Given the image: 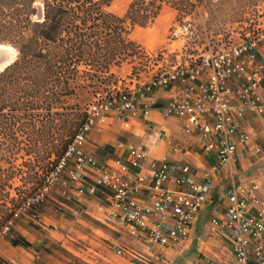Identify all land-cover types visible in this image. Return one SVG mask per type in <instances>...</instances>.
Masks as SVG:
<instances>
[{"label":"built area","instance_id":"obj_1","mask_svg":"<svg viewBox=\"0 0 264 264\" xmlns=\"http://www.w3.org/2000/svg\"><path fill=\"white\" fill-rule=\"evenodd\" d=\"M263 43L264 21L239 41L209 49L146 82L94 99L86 106L85 119L64 153L42 184L6 220L2 234L12 241L17 238L18 219L41 221L40 205L56 194L64 201L93 199V209L84 213L127 235L147 255L162 256L165 249L181 255L190 249L199 214L210 199L214 182L224 174L226 205L220 218L210 219V233L229 242L232 264H264V199L257 194L259 182L239 178L235 167L239 151L262 154L247 118H260L264 131ZM157 89L167 90L169 95L166 103L155 107L146 98ZM153 109L163 117L181 119V133L196 137L205 151L213 153L214 163L200 169L201 181L191 176L195 169L188 164L172 166L166 155L149 157L146 142L160 137L156 130L146 142L117 139L113 155L102 160L85 148L89 134L102 132L110 117L127 125L148 117ZM166 143L172 153L189 155V149L172 138ZM99 193L106 194L105 203L95 199ZM81 212L73 214L76 217ZM113 251L122 257L146 259L126 246L114 245ZM195 264L227 263L207 258Z\"/></svg>","mask_w":264,"mask_h":264},{"label":"rangeland","instance_id":"obj_2","mask_svg":"<svg viewBox=\"0 0 264 264\" xmlns=\"http://www.w3.org/2000/svg\"><path fill=\"white\" fill-rule=\"evenodd\" d=\"M42 1L35 0L34 6L40 9ZM132 1L111 0L106 10L123 17ZM38 17L39 15H34L32 19L35 20ZM263 21L264 0H201L200 4L186 12L181 6L164 3L157 17L147 25L132 26L126 22L127 37L139 46L133 56H128L119 64L110 65L108 71L98 73L91 78L83 73L84 66H80L79 73L70 83L71 87H75L74 94H57L52 100L50 109L36 106L37 108L29 110L30 115L28 113L22 116L13 126H9L8 122L3 124L0 118V139H3L5 143L0 150V164L5 177L0 182V191H2L0 193V248L5 251V244L12 243L2 234L6 219L38 187L55 165L66 143L79 127L84 110L90 102L98 97L132 87L136 83L146 82L170 70L179 62L200 57L209 49L217 50L229 43L239 41ZM10 41L12 40L0 34V43L12 45ZM5 59L6 55L0 54V62ZM5 99L8 101V97ZM9 105L8 103L5 106L4 112L9 111ZM94 151V156L102 160L112 152V149L105 144L98 146ZM56 199H59L58 196L52 194L45 203L40 205L41 221L18 219L16 223L25 222L27 227L39 230L38 227L44 225L41 211H47L45 216L49 224L48 228L55 230L56 225L52 215L55 212L63 213L62 216L69 221L67 227L71 230L67 232V235L61 236L62 240L57 242L58 244L51 243L48 238L45 244H48V248L56 246L57 249H64L65 246L73 253L69 252L71 255L69 257L80 263L88 261L96 264H100V261H105L107 264L196 263L198 244L194 246L192 252L181 256L172 257L173 252L168 251L166 257L156 254L159 256L156 259L151 255L148 256L139 245L135 246L127 235L107 228L88 214L83 213L86 217L84 216L81 220L78 217L79 221L75 220L76 218L64 210L61 201L58 206L62 208L54 205V203L57 204L54 202ZM48 216H52L53 219ZM97 228H102L105 234L97 231ZM209 243L213 245V250H216L214 247L216 243L213 240ZM114 245L132 248L145 255L146 259L140 261L132 256H118L113 251ZM107 250L110 254L104 253L105 259H103L101 251Z\"/></svg>","mask_w":264,"mask_h":264},{"label":"trees","instance_id":"obj_3","mask_svg":"<svg viewBox=\"0 0 264 264\" xmlns=\"http://www.w3.org/2000/svg\"><path fill=\"white\" fill-rule=\"evenodd\" d=\"M110 2L43 0L41 8L37 9L35 0H0V34L12 40V45L19 50L18 58L0 72L3 124L8 122L13 126L22 116L30 115L29 110L36 106L50 109L57 94H74L75 87L70 83L80 66H84L83 73L91 78L133 56L139 46L127 37L126 22L145 26L157 17L164 3L181 6L186 12L201 0H133L123 17L106 10ZM34 15L39 17L33 20ZM7 102L10 109L6 113ZM84 119L85 113L80 125ZM4 145L0 139V150ZM4 178L0 164V182ZM12 243L18 244V237Z\"/></svg>","mask_w":264,"mask_h":264},{"label":"crops","instance_id":"obj_4","mask_svg":"<svg viewBox=\"0 0 264 264\" xmlns=\"http://www.w3.org/2000/svg\"><path fill=\"white\" fill-rule=\"evenodd\" d=\"M260 52L264 56V43L260 46ZM168 95L169 91L157 89L148 94L146 100L154 102L155 107H158L166 103ZM261 97L264 100V87L261 90ZM247 122L254 129L253 139L261 146L262 154L253 156L250 155L248 151H239L235 164L236 173L237 176L243 180H257L259 182L257 194L264 199V131L262 130L260 118L249 116ZM125 126L126 127H124V124L118 119L110 117L102 132L93 130L89 134L85 148L94 154L95 148L108 144L111 147L112 152L105 157H110L113 155L112 146L117 139L130 143H139L145 141L146 137L151 134L153 130H156L160 133V137L154 140H152V138L149 142L145 141L149 157L160 158L161 156L166 155L172 166L188 164L192 168L194 167L195 170L192 171L191 176L197 181L203 179L200 172L201 167H209L214 163L213 153L205 151L198 143L196 137H186L181 133L182 120L177 117H163L158 110L153 109L148 117L132 120ZM116 135H119V137H116ZM171 137L176 144L185 149H189V155H176L172 153L171 147L166 143V139ZM176 174L177 171H174V176ZM224 183L225 177L224 174H222L221 177L214 182L210 199L199 214L198 220L192 231V245L188 251L184 252H189L198 244L196 262L207 258L221 260L227 264H232L233 262L229 242L218 233H210V219L213 217L220 218L226 205L222 193ZM95 199L99 202L105 203L106 194L99 193ZM59 201H63L61 205L64 210H66L72 217L76 218L75 220H77L78 217L79 220L84 218V216L86 217L83 213L91 212L95 204V201L90 198H80L75 199L74 201L56 199L54 202H57V204L54 203V205L58 208H62L61 206H58L60 204ZM75 210H83V212H81L82 215L80 214L75 217L73 214ZM41 212L44 225H40L38 227L39 230L27 227L25 222L22 224L16 223L14 230L19 243L16 245L10 242H8V244L6 243L5 251L0 248L1 264H96L92 261L80 263L69 257L71 256L70 253H72V251L65 246L64 249H57L56 246H53L54 248H48V244H45L47 238L51 243L58 244L57 242L62 240L61 236L67 235V232L71 229L67 227L69 221L62 216L63 213L56 214L57 212L54 211L55 213L52 215L54 219L52 216H48V218L54 220L56 228L55 230H50L48 228L49 224L46 222L47 217L45 216L47 211ZM22 221H24V219H22ZM97 229V231H100L103 235L105 234V231L102 228ZM211 240L216 243L214 244L216 250H213V245L209 243ZM168 251L173 252L172 257L182 255H177L173 249H165L162 252V256L166 257ZM101 253L103 254V259H105L104 253L110 254L108 250L105 252L101 251ZM36 254H39L38 258H35ZM154 254L151 256L158 259L159 256L156 255L157 253ZM99 263L107 264L105 261H100Z\"/></svg>","mask_w":264,"mask_h":264},{"label":"clouds","instance_id":"obj_5","mask_svg":"<svg viewBox=\"0 0 264 264\" xmlns=\"http://www.w3.org/2000/svg\"><path fill=\"white\" fill-rule=\"evenodd\" d=\"M0 54L6 55V59L0 62V72H3L15 59L19 56V50L15 49L11 44L0 43Z\"/></svg>","mask_w":264,"mask_h":264}]
</instances>
